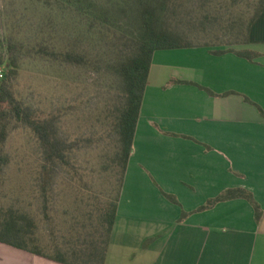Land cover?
<instances>
[{"label":"crops","instance_id":"0c3cea01","mask_svg":"<svg viewBox=\"0 0 264 264\" xmlns=\"http://www.w3.org/2000/svg\"><path fill=\"white\" fill-rule=\"evenodd\" d=\"M241 46L257 57L155 52L105 264H264V9ZM236 188L260 220L244 197L200 209ZM5 247L0 264H65Z\"/></svg>","mask_w":264,"mask_h":264},{"label":"rangeland","instance_id":"374dc122","mask_svg":"<svg viewBox=\"0 0 264 264\" xmlns=\"http://www.w3.org/2000/svg\"><path fill=\"white\" fill-rule=\"evenodd\" d=\"M180 3L175 14L169 12L171 28L188 34L192 45H209L214 52L242 47L260 0ZM134 29L132 18L120 14L113 0H0V74L5 76L10 56L18 55L17 98L38 115L55 117L60 133L76 144L72 165H57L46 202L39 178L42 148L33 130L21 126L5 143L10 161L0 175V211L14 206L31 216L36 244L49 254L55 244L66 247L73 240V245L75 221L89 224L93 216L97 222V201L118 193L119 177H112L108 163L117 142L109 117L120 98V80L106 64L130 51L133 39L126 33ZM9 39L17 50H9ZM46 46L60 52H87L92 62L75 65L55 60L41 51ZM112 182L116 187L109 193Z\"/></svg>","mask_w":264,"mask_h":264},{"label":"trees","instance_id":"16d2710c","mask_svg":"<svg viewBox=\"0 0 264 264\" xmlns=\"http://www.w3.org/2000/svg\"><path fill=\"white\" fill-rule=\"evenodd\" d=\"M114 6L120 14H127L134 21V32L126 36L133 39L132 47L122 58L108 62V72L114 74L120 80V98L110 108L111 129L117 136L116 145L113 148L109 171L112 177H119V190L115 198L108 197L104 202L97 201L98 220L89 224L76 220L74 224V244L71 240L65 247L55 244L54 253L44 251L36 242V224L31 216L23 213L14 206H9L0 211V241L17 248H23L34 254H39L65 264H105L111 242L113 229L116 222L119 200L122 186L125 180L129 160L133 154L135 134L147 82L151 70L153 56L156 51L163 49L188 48L192 45L188 34L171 28L169 24V12L176 13L181 5V0H113ZM264 9V1L248 24L246 41H249L251 25ZM95 21L91 23L93 27ZM1 44V42H0ZM243 45V44H242ZM9 50H17L12 40H8ZM209 46V45H206ZM46 56L62 62L86 65L92 62V56L87 52L71 50L60 52L42 47ZM216 54L234 52L239 56L254 60L257 53L248 50L216 49ZM97 59H94V63ZM3 63L0 60V65ZM20 58L11 55L6 65V74L0 78V175L3 167L10 161V155L5 151V143L12 131L21 126L29 127L37 136L42 148V161L40 164L39 178L42 180V190L45 201H48V190L52 189V179L57 165L71 164V154L76 149L75 142H70L64 137L58 127L55 117L38 115L31 106L25 105L16 96L15 80L19 74ZM112 112V113H111ZM49 187V188H48ZM116 187L112 182L109 193ZM109 195V194H108ZM236 197L248 199L255 208L257 220H260L263 211L255 201L253 194L246 189H230L210 200L200 209H205L215 203ZM104 203V204H103ZM47 205H45V209ZM86 222V221H83ZM77 232V233H76ZM79 234V236H78ZM72 237V238H73ZM71 238V239H72Z\"/></svg>","mask_w":264,"mask_h":264},{"label":"built area","instance_id":"2783aa9c","mask_svg":"<svg viewBox=\"0 0 264 264\" xmlns=\"http://www.w3.org/2000/svg\"><path fill=\"white\" fill-rule=\"evenodd\" d=\"M0 77H3V74H0Z\"/></svg>","mask_w":264,"mask_h":264}]
</instances>
